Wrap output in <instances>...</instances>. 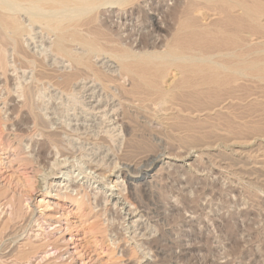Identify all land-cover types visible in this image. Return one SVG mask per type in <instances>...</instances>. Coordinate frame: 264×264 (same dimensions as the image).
<instances>
[{
    "label": "bare ground",
    "instance_id": "1",
    "mask_svg": "<svg viewBox=\"0 0 264 264\" xmlns=\"http://www.w3.org/2000/svg\"><path fill=\"white\" fill-rule=\"evenodd\" d=\"M27 36L36 39L30 50ZM45 60L52 63L64 60L67 65L56 68ZM98 60H101L99 66ZM10 61L13 72L17 64H25L30 68V74L23 79L29 81L21 84V89H18L20 86L17 88L19 91L12 92H18L17 98H22L21 104L18 103L23 108L21 118L15 121L22 131L17 132L20 137L16 136L15 145L11 144L9 148L7 145L0 158V164L12 167L11 175L15 176L11 177L14 187L8 181L10 184L0 190V198L7 190L0 205L2 200L5 204L10 203L12 209L8 216L18 219L24 227L33 216L51 221L73 210L74 220L67 218L64 223L67 229L73 226L71 224L79 228L78 242L84 254L79 259L77 249H71L72 234L67 239L65 227L57 223L51 231L50 223L48 230L51 232L45 236L40 238L34 231L36 233L31 234L36 235L33 240L23 238L21 257L26 258L23 264H28L31 257L39 256L37 253L40 252L47 253L41 259L39 257L44 259L41 264H135L141 256L133 245L125 247L122 240V243L119 240L115 243L117 240L113 238V247H108L107 242L104 245L110 233L102 220L107 209L94 210L93 202L99 205L102 198L92 200L91 191L84 184H74L71 191H56L58 202L47 199L44 196L46 191L44 193L37 187L36 194L41 193V198L34 208L40 207L44 201V209H51V205L58 207L62 201V208L66 209L58 216L50 211L34 213L33 208L28 209L30 206L27 208L29 214L23 212L22 202H29L32 198L29 192L32 193L33 189L29 191V188L34 182L28 178L30 168L36 172L50 159H54L51 166H58L60 163L54 162L55 156L75 158L80 171L85 172L87 167L98 172L99 177L104 176L107 169L102 164L108 154L101 151L102 155L95 156L94 162L89 161L83 142H91L95 151L101 150L102 146L108 147L110 163L113 168L118 164L115 172L127 184V195L123 198L126 197L128 204L135 206L148 220L152 219L156 227V234L144 238L141 244L153 253L154 260L175 264L182 252L176 253L174 249L180 248L182 242L173 235L172 229L159 225V221H164L163 216L153 215L156 219L152 216L163 208L157 194L158 185L151 180L153 174H150L161 154H143L136 159L134 153L138 150L146 152L154 143L155 151L181 148L186 152L197 149L201 154H207L218 146L227 145L228 135L234 132L242 135L239 142L246 140L243 134L248 130L249 121L246 115L240 116L236 110L248 100L258 103L261 98L259 88L264 85V0H0L2 73L8 71ZM83 79L98 83L101 91L92 85L86 88L84 84L76 88L77 81ZM45 82L54 90L46 92ZM87 91L90 97L99 96L97 103L101 115L87 125L89 129L83 125L82 133L76 134L77 127L70 124L71 117H80L85 122L87 115L93 116L90 108V112L84 110L86 104L82 96ZM109 110L113 112L112 116L108 115ZM28 124L32 127L26 132ZM34 135L39 138L33 139ZM22 141L30 144V156ZM231 162H225L227 166L224 164V168L229 167L236 175L252 171L258 178V171L264 170L263 154L244 165ZM13 165H20L23 177L21 174L16 177ZM180 183L182 181L179 182L182 186ZM0 211L3 213V209ZM57 219L55 222H59ZM6 229L0 231L1 236L8 231ZM228 234L232 232L226 231L225 236ZM49 246L52 255L48 253Z\"/></svg>",
    "mask_w": 264,
    "mask_h": 264
},
{
    "label": "rangeland",
    "instance_id": "2",
    "mask_svg": "<svg viewBox=\"0 0 264 264\" xmlns=\"http://www.w3.org/2000/svg\"><path fill=\"white\" fill-rule=\"evenodd\" d=\"M32 35L36 36L35 31ZM26 40L28 42V50H30L31 48H33L34 41L36 39L32 40L31 37L27 36ZM25 45L27 46V44ZM45 61L47 64H51V66H55L56 68L67 65V62L64 60H57L54 63L49 60ZM97 63L98 66L101 65V60H98ZM108 63H110V61H108ZM8 67L9 69L5 73H2L0 71V158L3 156V152L5 151L6 146L8 145L7 148H9V146L11 147V144L17 142L16 136L20 137L19 133L22 131V128L19 125L15 124V121L21 118L20 114L23 108L19 104H21L20 102L22 98H17L18 92H12H14V90H20L22 87L21 84L24 85L29 81L27 80L28 78H26V81H23L24 77L30 74V68L26 67L25 64H17L14 72V66L11 61L9 62ZM15 77H17V81H14L16 80ZM15 84L18 86H16ZM45 84L47 88L46 92H48V90H54V87H52L50 83L45 82ZM82 84L86 85V88L90 87L91 85L96 86V90L101 91L99 84L93 82L91 79L78 80L76 83V88L79 87L78 85L81 86ZM19 86L20 88H18ZM260 86V92L258 91L261 97L260 101L257 103L252 101L249 102L250 100H248V103L246 102L245 105H240L236 110V113L238 115H246V119L251 123L250 124L248 122V130L246 131H251L249 132V135L248 133L246 134V132L243 134L246 140L239 142L238 138H242V135L240 136L238 132H234L233 134L228 135L227 138L229 142H227V145L218 146L217 149L214 148V151L207 154H201L197 149H190L187 150L188 152H186L181 148H166V150L163 151H155L154 143L153 145L151 144L152 146L148 147L146 152H144L143 150V152L141 150H138V153H134L136 159L144 156L143 154H161L159 162L151 167L150 174H153V176H151V180L158 185L157 187L159 189L157 188V194L159 195V199H161L159 200V202L161 203L160 205L163 208H161L162 212H152V216H163L164 221H159V225H161V227L165 229H172L174 231L173 235L175 234L174 236H176L182 242V246L180 248L174 249V251L176 253L182 252L184 254L181 253V256L176 260L175 264H264V170L258 171L257 174L259 177L256 178V174L252 173V171L241 172V174L236 175L233 173V170L228 169L229 167L227 169L224 168L227 166V163L225 162L229 160L233 163L244 165L245 163L247 164L251 162L258 154H263L264 156V85L261 84ZM256 89H258V87H256ZM83 94L82 101H84L86 104L84 110H88L90 108L92 110L91 112L93 116L87 115L85 117V122H82V120H80V117H71L70 124L72 125V127H77L74 131V133L76 134L82 133L83 125H90L93 120H96L97 117L101 115V107L99 108L97 103V99L99 98V96L90 97L89 91L84 92ZM90 109L88 110L89 112ZM106 110L108 109L106 108ZM70 113L73 114V111H71ZM111 114H113V112L109 110L108 115ZM4 118H6L7 120ZM28 125V131L26 132L31 131L32 126L30 124ZM88 127L89 126H87V129H89ZM12 136L14 137V140L12 139ZM246 137H248V139ZM32 138L38 139L39 137H37V135H34ZM25 143L26 141H22V146L25 152H27L30 156L31 154L29 153V151L31 149V146L27 143L24 146ZM76 143L79 144L80 140L77 139ZM82 145L87 149L89 153V158H87L89 161L95 160L94 157H99L100 153L102 155L101 151L108 154L105 156L104 162L106 164H104V162L102 164L103 168L107 169L104 172V176L101 175L99 177L98 172H95L93 169L90 170L87 167L85 168L86 170L84 169L85 172L80 171L77 167V161L75 158L55 156L54 158L56 159L54 162L60 163L58 166H51V163L53 165L54 159H50L52 161L49 160L48 162H46L47 164L45 163L46 165H43V167L42 165H40L38 171L36 172L32 168H30L31 172L28 173V178L32 181V183L34 182L35 184L33 183V187L31 189L29 188V191L33 189L31 191L32 193L28 191L29 195L32 194L31 200H28L31 205L25 199V201L22 202L23 212H25V214H29V210L33 208L31 211H34V213H37L38 210H42L43 212L50 211L58 216L60 212H63V210L66 209H64V206L62 208V201H59L60 203L58 207H55V205H51V209L50 207H47L49 209H47L46 207V210L44 209V201H42L40 204L42 207L40 206L37 209L34 208L37 205L38 200L41 198V193L36 194L35 190L37 189V187L39 186L44 193L46 191L44 196L47 199L49 198V200L51 199V201L53 202H56L57 200L58 202L56 191H71V189L73 188H71V186H73L74 184H84L86 189H88L89 192L91 191L90 194L92 200H94L95 197L99 196H101V198L103 199H101V203L99 205H96V203L93 202L94 210L97 211L100 209H105V207L107 209V214L105 213L104 216H102V220L104 225L108 227V231L110 233L108 232L109 234H107L104 245L108 243V247H113L111 243V240L113 238L117 240L115 241V243L118 242V240L120 243L124 241L125 247H132L133 245V247L137 250V254L141 255L139 256V260L135 261V264H164L163 260H154L155 258L153 257V253L151 251H148L145 246L144 248L140 242L147 238L153 237L156 234L154 233L156 232V227L154 226V222L152 219L151 221L148 220V218L143 215L142 212L136 209L135 206L128 204L129 202L125 199L126 197L123 198L127 195V184L123 177L115 172L118 168V164L113 168V163H110L111 156L108 147L106 148V146H102L101 150L99 149L98 151L96 149L95 151L96 147L91 142H83ZM92 151H95V153ZM217 162L218 164H220L218 165ZM72 163L75 165H72ZM221 164L222 167L220 166ZM16 165H13V168H16V177H23L24 174L19 169L20 165L18 167ZM10 168L12 167L0 164V190L3 187L5 189L6 184H10L8 183V181H12L15 184L14 180H12V178H14L15 176L12 177V169ZM18 174L21 175L19 176ZM179 180L182 181V183H180V185L182 186H179ZM12 182L10 186L13 185L12 187H14V184H12ZM185 182L187 184H185ZM1 185L3 186L1 187ZM42 185H44V190L43 188H41ZM200 191L202 192L199 193ZM4 193L5 195H3ZM4 193L2 194L0 199H3L7 195V190H5ZM25 198H27L26 195ZM104 198L106 200H104ZM47 199H45V201ZM1 202L5 204L4 200H2ZM3 204L0 205V210L3 209V213H1L2 211H0V213L1 216L4 217H0V228L6 224L8 229L3 226L4 228L2 227V230L0 231H3V229H6L8 231L3 233L4 235H0V264H23L26 258L21 257L22 251L24 249H22L21 247V242L24 239L28 237L32 238L33 240L34 236L36 235L31 234L36 233L34 231H37V235H39L38 237L41 238L47 233L51 232L54 228V224L57 223H60L61 227H65L66 230L67 227L64 223V219L68 218L69 220L73 221L74 219H72V216L75 215L73 210L66 212L62 215L63 217L61 216L62 218H56L57 220H59V222H55L56 219H51V221H48L47 219H43L42 217L40 218L39 216H33L31 221L28 223V226L26 225L24 227L20 223H18L20 222L18 221V219L16 220V218L8 216V214L11 215L10 209H12V207L9 206L11 204L6 203V207H4L5 205ZM29 206L31 208H28ZM27 210L28 212L26 213ZM74 210H76V208ZM154 216L153 218L156 219ZM107 217H109V219ZM43 221H45L46 223H44ZM50 223H52V226ZM105 223H107V225ZM71 225L73 226H70L71 228L67 229L64 234L67 239L72 236L69 242L70 245L72 244L70 247L71 249H73V247L77 249L75 250V252L77 253L79 259H81L83 258L84 254L81 253L83 248L82 245H80V242H78L80 236H78L77 234L80 231L79 228L74 226L75 224ZM49 227L51 231L48 230ZM74 227H76V229ZM114 231L117 232L115 233ZM226 231H228V233L232 232V234H228V236H225ZM133 235L134 240L132 239ZM234 236L236 237V239ZM123 238L128 239V241H125ZM135 240H137L138 243H136L137 241ZM74 245H77V247H75ZM48 248L47 250L49 253L51 248L50 246ZM77 251H80L82 255L80 253L78 255ZM37 254H39V256ZM37 254L36 257H31L32 254L30 255L31 259L28 264H39L37 262H40L41 264V261H44V259H40L45 253L40 252Z\"/></svg>",
    "mask_w": 264,
    "mask_h": 264
}]
</instances>
